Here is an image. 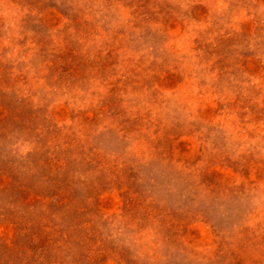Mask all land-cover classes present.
I'll use <instances>...</instances> for the list:
<instances>
[{"label":"rangeland","instance_id":"obj_1","mask_svg":"<svg viewBox=\"0 0 264 264\" xmlns=\"http://www.w3.org/2000/svg\"><path fill=\"white\" fill-rule=\"evenodd\" d=\"M0 264H264V0H0Z\"/></svg>","mask_w":264,"mask_h":264}]
</instances>
